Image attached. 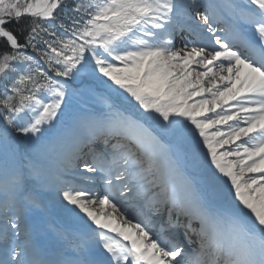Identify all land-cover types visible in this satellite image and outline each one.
Wrapping results in <instances>:
<instances>
[{"label": "snow or ice", "instance_id": "snow-or-ice-1", "mask_svg": "<svg viewBox=\"0 0 264 264\" xmlns=\"http://www.w3.org/2000/svg\"><path fill=\"white\" fill-rule=\"evenodd\" d=\"M0 264H264V0H0Z\"/></svg>", "mask_w": 264, "mask_h": 264}, {"label": "rangeland", "instance_id": "rangeland-1", "mask_svg": "<svg viewBox=\"0 0 264 264\" xmlns=\"http://www.w3.org/2000/svg\"><path fill=\"white\" fill-rule=\"evenodd\" d=\"M180 43H179V41L177 40V45H179Z\"/></svg>", "mask_w": 264, "mask_h": 264}, {"label": "bare ground", "instance_id": "bare-ground-1", "mask_svg": "<svg viewBox=\"0 0 264 264\" xmlns=\"http://www.w3.org/2000/svg\"><path fill=\"white\" fill-rule=\"evenodd\" d=\"M179 41V40H178ZM179 43H180V41H179ZM179 46V45H178Z\"/></svg>", "mask_w": 264, "mask_h": 264}]
</instances>
